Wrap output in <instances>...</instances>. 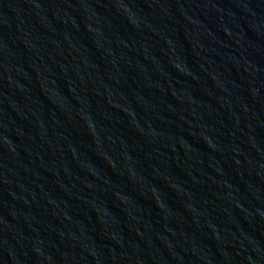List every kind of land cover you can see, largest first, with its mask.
Instances as JSON below:
<instances>
[{
  "label": "water",
  "instance_id": "obj_1",
  "mask_svg": "<svg viewBox=\"0 0 264 264\" xmlns=\"http://www.w3.org/2000/svg\"><path fill=\"white\" fill-rule=\"evenodd\" d=\"M0 264H264V0H0Z\"/></svg>",
  "mask_w": 264,
  "mask_h": 264
}]
</instances>
